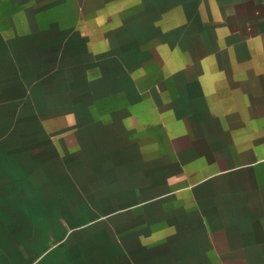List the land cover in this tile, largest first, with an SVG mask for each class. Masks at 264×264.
<instances>
[{
    "label": "crops",
    "instance_id": "1",
    "mask_svg": "<svg viewBox=\"0 0 264 264\" xmlns=\"http://www.w3.org/2000/svg\"><path fill=\"white\" fill-rule=\"evenodd\" d=\"M247 2L264 18V0ZM24 3L0 0V264H264V172L218 171L249 154L248 132L232 137L248 121L218 107L216 93L202 99L197 77L92 93L67 109L65 127L8 123L25 91L9 79L10 63L25 62L9 39L31 19ZM47 132L64 135V159L41 146Z\"/></svg>",
    "mask_w": 264,
    "mask_h": 264
},
{
    "label": "rangeland",
    "instance_id": "2",
    "mask_svg": "<svg viewBox=\"0 0 264 264\" xmlns=\"http://www.w3.org/2000/svg\"><path fill=\"white\" fill-rule=\"evenodd\" d=\"M24 2L31 19L25 21L23 36L9 35V39L11 44L19 39L24 46L25 62L22 68L10 63L9 79L11 89L24 84L25 91L18 94L20 99L10 100L8 123L29 124L30 129L37 124L46 129L65 127L67 109L77 112L92 93L153 91V87L160 91L164 83L173 81L175 87L180 77L192 75L198 78L202 99L216 93L210 98L218 107L226 106L234 119L249 124L247 131L246 125H233L232 134L239 139L248 132L252 140L248 156L241 154L232 165L218 164V171L264 172V18L254 12L263 10L261 4L247 0L245 5L234 0L168 5L131 0ZM32 47L40 49L39 62ZM34 58L32 73L28 60ZM52 143L64 159L68 151L64 135L47 132L41 137L42 147Z\"/></svg>",
    "mask_w": 264,
    "mask_h": 264
}]
</instances>
